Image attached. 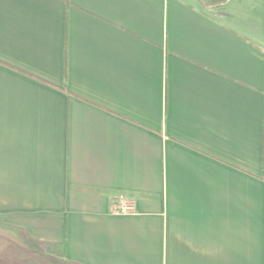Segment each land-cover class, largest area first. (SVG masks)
I'll list each match as a JSON object with an SVG mask.
<instances>
[{
    "label": "crops",
    "instance_id": "crops-1",
    "mask_svg": "<svg viewBox=\"0 0 264 264\" xmlns=\"http://www.w3.org/2000/svg\"><path fill=\"white\" fill-rule=\"evenodd\" d=\"M51 258L264 264V0H0V264Z\"/></svg>",
    "mask_w": 264,
    "mask_h": 264
},
{
    "label": "built area",
    "instance_id": "built-area-1",
    "mask_svg": "<svg viewBox=\"0 0 264 264\" xmlns=\"http://www.w3.org/2000/svg\"><path fill=\"white\" fill-rule=\"evenodd\" d=\"M113 211L116 214H130L135 212L134 203L119 197L113 203Z\"/></svg>",
    "mask_w": 264,
    "mask_h": 264
},
{
    "label": "rangeland",
    "instance_id": "rangeland-1",
    "mask_svg": "<svg viewBox=\"0 0 264 264\" xmlns=\"http://www.w3.org/2000/svg\"><path fill=\"white\" fill-rule=\"evenodd\" d=\"M36 258L38 259V257H36ZM36 258H35V260H36ZM45 264H61V262H59V260L56 258H51L50 260L49 259L46 260Z\"/></svg>",
    "mask_w": 264,
    "mask_h": 264
},
{
    "label": "trees",
    "instance_id": "trees-1",
    "mask_svg": "<svg viewBox=\"0 0 264 264\" xmlns=\"http://www.w3.org/2000/svg\"><path fill=\"white\" fill-rule=\"evenodd\" d=\"M59 262H61V264H66L65 262H63V261H60V260H59ZM68 264H69V263H68Z\"/></svg>",
    "mask_w": 264,
    "mask_h": 264
}]
</instances>
